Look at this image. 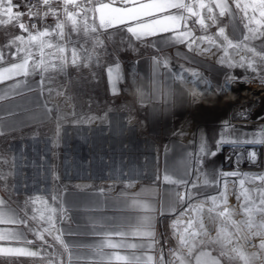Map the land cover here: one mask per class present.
<instances>
[{"label": "rangeland", "instance_id": "rangeland-1", "mask_svg": "<svg viewBox=\"0 0 264 264\" xmlns=\"http://www.w3.org/2000/svg\"><path fill=\"white\" fill-rule=\"evenodd\" d=\"M222 2L232 15L221 17L217 0H183L173 7L179 13L178 27L197 36L203 34L197 22L201 18L208 23L209 35L225 27L226 34L242 45L228 50L230 58L254 59L257 73L251 68L247 73L255 80L264 75V63L243 45L264 53V37L244 40L249 35L244 24L261 27L264 4ZM129 3L0 0V66L20 64L26 90L38 91L48 112L42 121L25 123V111L0 108V194L17 209L28 243L38 249L35 256L0 259V264H63L60 224L68 218L64 192L113 193L147 181L165 183L167 151L182 143L188 174L186 179L171 178L178 202L168 231L162 225L176 257L181 248L206 247L223 264H264V144L253 155L252 165L241 166L243 171H235L237 155L233 166L223 167L217 155L222 142L245 144L250 154L261 139L264 88L254 87L251 80L243 82L245 68L217 64L222 52L213 49L216 55L195 56L202 61L197 64L184 58L195 55L184 44L178 52L173 46H160L155 35L135 33L132 22L104 8ZM209 7L213 10L207 11ZM213 12L217 24L212 22ZM176 64L195 69L215 91H207L203 81L175 78L172 73L180 70L173 67ZM224 71L238 80L221 93ZM163 74L186 93L185 109L171 117L168 132L160 117L158 126L148 117L150 106L164 103L162 84L157 85L158 93L154 88V75L162 83ZM21 94L2 98L1 107Z\"/></svg>", "mask_w": 264, "mask_h": 264}, {"label": "crops", "instance_id": "crops-1", "mask_svg": "<svg viewBox=\"0 0 264 264\" xmlns=\"http://www.w3.org/2000/svg\"><path fill=\"white\" fill-rule=\"evenodd\" d=\"M182 2L130 0L125 6L108 4L104 8L113 17L123 16L132 22L135 33L153 34L160 46H173L174 52H178L181 51L178 48L180 43L172 37L185 30L179 29V13L173 7ZM147 15L150 16L144 18ZM139 18L144 19L138 21ZM137 25H142V28H136ZM170 27L175 31H169ZM19 65L0 66V108L25 111L21 112L25 123L42 121L48 117V112L41 104L39 92L26 90L28 83L21 78L23 69ZM173 67L177 70L182 64ZM163 76L162 83H159L154 75V88L157 92L162 84L164 103L150 106L148 117L155 126L159 120L163 122V131L168 132L171 117L179 116L185 109L186 93L169 74ZM16 93L23 94L6 102L7 107H1L2 98ZM167 153L170 162L165 169L168 175L165 183L147 181L113 193L93 190L64 192L62 201L68 218L60 224L63 264H163L156 253L157 226L160 220L168 231L167 226L172 222L169 216L177 207L178 192L171 178L186 179L188 174L184 160L185 145H172ZM37 254L38 249L28 243L17 209L8 205L0 194V259L28 258ZM214 254L211 248L184 247L173 264H223Z\"/></svg>", "mask_w": 264, "mask_h": 264}, {"label": "snow or ice", "instance_id": "snow-or-ice-1", "mask_svg": "<svg viewBox=\"0 0 264 264\" xmlns=\"http://www.w3.org/2000/svg\"><path fill=\"white\" fill-rule=\"evenodd\" d=\"M261 3L264 4V0H261ZM201 9H203L204 5H200ZM216 8L218 9L219 15L221 17L226 15H232L231 11L227 8L222 0H217ZM245 16H247V9H244ZM253 17L256 16L257 10L255 7L252 9ZM193 13H189L192 15ZM259 15L261 17V21H264V7L260 9ZM200 16H203V12L200 13ZM198 24L200 26V30L203 34L197 36L193 31H178L172 39L177 43H182L186 46L189 53H194V56H188L185 54V59L195 62L197 64H201L202 61H197L195 56H206L208 54L216 55L213 52V49H216L219 52H222L223 55H220L217 59V64L227 68H245L247 71L248 68H251L253 72H256L255 60L254 59H246L241 56L240 59L234 60L230 58L228 54L229 49H240L242 47L239 41L234 42L233 38H230L228 34H226L225 27H218L217 31L213 35L208 34V23L204 19H198ZM212 22L217 24V15L215 12L212 13ZM183 22L181 21V24ZM252 23L248 22L244 24V27L248 29L249 35L244 36V40L249 39H259L260 37H264V23H260L261 27H250ZM169 31H175L174 27H170ZM233 37H236V32L233 31ZM206 45V46H205ZM247 51L253 53V56H260L261 62L264 63V53H257L255 48H248L247 45H243ZM190 72V77L187 75ZM175 78H181L189 80L193 83L199 84L200 81L204 82L205 89L207 91H215L214 88L208 83V81L195 69H185L183 66L179 71L172 73ZM224 75V83L223 85H219V90L223 93L227 88H229L232 84L236 83L238 77L233 75L227 71L223 72ZM191 78H196L192 80ZM260 83L264 84V75H260L259 77ZM251 78L248 76L244 77L243 82H248ZM247 113L244 110H241L240 116L245 117ZM257 144H264V126L261 127V139L257 141ZM225 145H230L233 148H236V144H222L221 151ZM219 155V153H217Z\"/></svg>", "mask_w": 264, "mask_h": 264}, {"label": "bare ground", "instance_id": "bare-ground-1", "mask_svg": "<svg viewBox=\"0 0 264 264\" xmlns=\"http://www.w3.org/2000/svg\"><path fill=\"white\" fill-rule=\"evenodd\" d=\"M213 10L211 7H209V9L207 11H211ZM242 54H244L242 52ZM257 73V72H256ZM242 76H248L249 77V72L247 73V71L244 72V74ZM240 79H243V78H240ZM255 79V78H254ZM251 80V79H250ZM242 81V80H241ZM250 83L256 87V88H264V84H261L260 83V80L257 78L255 80H251ZM247 143V142H246ZM222 144H234V143H229V142H222L220 145H219V150H218V153L220 155V166L223 167V166H231L232 163L234 162V155H237V161L236 162H239V160L241 161L240 158H243V161H242V165L244 167H247V166H250L251 163L255 162L256 158H254L255 154L257 153V151L260 149L263 148V144H254L251 148V151H250V154L247 153V148L245 146V144H237L235 143L236 145H240L243 147V153L241 154L240 152H237L232 146L230 145H225L224 148H223V151H221V146ZM252 145V144H251ZM249 148V147H248ZM254 155V156H253ZM250 156V157H248ZM253 157V158H252ZM256 157V156H255ZM235 164V163H234ZM241 165V166H242ZM252 165V164H251ZM233 166V165H232ZM254 166V165H253ZM236 167V166H235ZM242 168V167H241ZM225 169V168H224ZM232 170V169H231ZM234 170V168H233ZM235 171H243L242 169L240 168H235ZM245 171V170H244ZM244 173V172H243Z\"/></svg>", "mask_w": 264, "mask_h": 264}, {"label": "built area", "instance_id": "built-area-1", "mask_svg": "<svg viewBox=\"0 0 264 264\" xmlns=\"http://www.w3.org/2000/svg\"><path fill=\"white\" fill-rule=\"evenodd\" d=\"M28 5L30 8H32L33 2H29ZM234 149L237 152H240L241 154L243 153L244 150L243 147L240 145H236V148ZM240 159L241 161L239 160V162H235L236 168H241L243 158ZM184 185L182 184V187ZM158 224L159 226L157 228V233L155 235L156 253L158 257H160L163 260V264H173L177 258L175 247L171 244L170 236L162 227L160 220Z\"/></svg>", "mask_w": 264, "mask_h": 264}]
</instances>
